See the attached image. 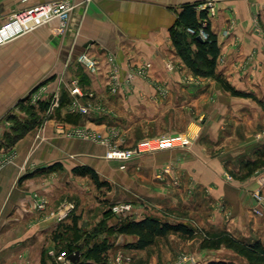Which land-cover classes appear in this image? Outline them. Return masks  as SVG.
<instances>
[{
    "label": "crops",
    "instance_id": "1",
    "mask_svg": "<svg viewBox=\"0 0 264 264\" xmlns=\"http://www.w3.org/2000/svg\"><path fill=\"white\" fill-rule=\"evenodd\" d=\"M45 1L50 0H0V23L13 10ZM78 1L65 34L46 24L0 47L7 60L35 65L19 68L13 82L5 73L2 84L42 85L44 98L52 101L46 111L36 110L38 126L13 149L2 148L11 156L0 170V264H49L50 249L68 253L74 232L53 215L63 201L75 205L63 225L78 216V243L103 218L115 224L110 208L128 201L136 219L151 215L185 223L183 214L195 212L210 230L227 229L264 244V215L253 218L250 212L258 179H247V151L257 149L255 135L264 129V0H212L215 73L240 94L194 71L173 43L182 6L208 0ZM187 40L195 57L197 42L191 35ZM82 52L96 58L97 70L77 61ZM77 129L100 134L108 144L78 136ZM188 131L196 134L190 148L144 153L124 168L106 156L109 145L130 147L143 138ZM85 166L111 188L97 187L90 174L80 172ZM225 171L235 178L225 179ZM41 200L44 210L37 209ZM119 237L109 236V260L122 250H145L124 246L135 236L123 235L120 243Z\"/></svg>",
    "mask_w": 264,
    "mask_h": 264
},
{
    "label": "rangeland",
    "instance_id": "2",
    "mask_svg": "<svg viewBox=\"0 0 264 264\" xmlns=\"http://www.w3.org/2000/svg\"><path fill=\"white\" fill-rule=\"evenodd\" d=\"M75 1L77 2L76 8L79 1ZM6 57L8 55L4 56L0 51V162L11 156L8 154L11 150H3L2 148L13 149L15 142L20 137L40 124L41 117L35 110L37 102L34 100V96L39 89H43L42 85L31 90L33 87L30 86H20L13 83L10 85L2 84L5 73L12 74L13 82L19 73V68L35 67V65H17L16 62L7 60ZM197 61L196 64L199 67V61ZM48 98L47 96L45 99ZM262 105L264 106V104ZM255 138L260 143L256 146L257 149L247 151V179L256 177L259 183L252 191L254 205L250 212L253 218L264 215V206L260 207L261 212L257 213L259 204L255 199L257 192L264 197V129L257 133ZM13 157L14 151H12V159ZM225 173L229 174L232 179L235 178L229 171H225L223 174L225 175ZM188 184L190 187L193 185L191 181ZM98 193L101 195L103 191ZM219 206L221 210L225 209L222 201ZM185 213L183 217L186 219V224L195 228L194 225L197 223L203 230L195 228L196 234L193 237H188L179 232H170L159 237L153 245L140 252L139 255H132L122 250L123 255L130 257L132 264H151V259L154 260L152 264H175L181 256H186V260L181 264H208L212 260H223L229 264H264V260L260 256H251L243 246L255 242L256 239L249 236L240 239L227 229L210 230L200 224L201 219L198 213ZM4 220L3 216L1 221ZM117 220L119 219L117 218ZM162 220H167V218ZM171 220L174 221L172 217L167 221Z\"/></svg>",
    "mask_w": 264,
    "mask_h": 264
},
{
    "label": "built area",
    "instance_id": "3",
    "mask_svg": "<svg viewBox=\"0 0 264 264\" xmlns=\"http://www.w3.org/2000/svg\"><path fill=\"white\" fill-rule=\"evenodd\" d=\"M76 5L77 2L75 0H50L11 11V13L6 16L5 20L0 23V46L5 45L23 35H26L46 24L54 23V28L57 34H64L68 29L71 14ZM196 9L199 11L205 10L206 14L204 17L199 19L200 25L198 28L195 29L187 27L186 31L189 34L196 35L197 37L199 36L201 40H206L209 37L206 27L209 24L210 18L216 14L217 9L214 1L212 0L197 4ZM77 61L88 71L97 70V60L88 52L80 53L77 57ZM73 91L78 92V87H73ZM34 100L37 103L39 101L45 100L43 89H39L37 91L36 95L34 96ZM80 110L84 113L87 112V108L84 106H81ZM74 132V134H77L78 136L91 138L100 143L108 144L107 139L100 134L90 132L85 129H77L74 130ZM195 139L196 134L192 131L143 138L135 142L130 147L109 145L106 156L111 159L119 160L121 162L120 167L124 168L127 161L144 153L172 148H190ZM9 160L10 157H6L3 159V162H0V170ZM224 177L227 180H232V177L227 173H225ZM255 199L259 204V207L256 211L257 213H260V207L264 206V197L257 192ZM45 207L46 200H41L37 204L38 210H44ZM74 208L75 205L72 202L63 201L60 203L56 211L53 213L56 222L59 224L65 222V220L72 214ZM134 209V203L128 201L116 203L111 207L112 212L119 220L136 219L138 215ZM48 252L54 257V262L49 264H72V261L69 258L70 254L65 252L56 253L54 249H50ZM185 260L186 256H181L179 261L175 264H181ZM106 264L132 263L130 257L124 256L122 251H119L112 259L109 260L108 258Z\"/></svg>",
    "mask_w": 264,
    "mask_h": 264
},
{
    "label": "trees",
    "instance_id": "4",
    "mask_svg": "<svg viewBox=\"0 0 264 264\" xmlns=\"http://www.w3.org/2000/svg\"><path fill=\"white\" fill-rule=\"evenodd\" d=\"M196 3H187L184 4L181 10L178 12L177 24L178 29L175 25L171 30V36L175 47L177 48L178 53L184 59V61L189 65L194 71L203 73L205 75L215 76L223 85L232 90L235 94H240L239 91H236L233 87L229 85L227 81L217 76L215 73L216 59L219 55V47L217 45L216 36L211 32L209 24L206 27L209 37L206 40H200L196 35L189 34L186 31L187 27L198 28L200 22L198 20V14L201 17H204L206 14L205 10L197 11ZM187 35H191L192 39L197 42L198 51L195 57H192L190 54V46L187 40ZM199 61V64H203V69L197 67L196 61ZM197 61V62H198ZM51 101H39L38 107L36 106L35 110L46 111L49 109ZM34 107V106H33ZM41 120V119H40ZM80 171L79 168H76L75 171L88 173L91 175L93 181L97 187H106L107 189L111 188V185L107 181H101L98 174L89 167H82ZM111 210V208H110ZM60 224V227L69 228L74 232V242L68 244V254H75L80 252V257L72 264H106L108 261V252L114 246V243L110 242L109 236L111 235H133L136 237L134 241L125 243V247L133 250H143L147 247L153 245L159 237L165 236L170 232H179L188 237H193L196 234V229L184 222H170L167 220H162L160 218L147 215L140 219H124L117 220L115 224H108L107 219L103 218L95 229L89 233L85 232L84 243H78V240L81 237L79 233L80 228L78 227V216L73 217L72 224L63 225ZM105 233L107 236L101 240H95L99 234ZM236 242V240H234ZM116 242V240H115ZM246 251L251 256H260L264 260V244L260 240H256L253 243L244 244ZM208 264H229L223 260H212Z\"/></svg>",
    "mask_w": 264,
    "mask_h": 264
},
{
    "label": "water",
    "instance_id": "5",
    "mask_svg": "<svg viewBox=\"0 0 264 264\" xmlns=\"http://www.w3.org/2000/svg\"><path fill=\"white\" fill-rule=\"evenodd\" d=\"M197 38L201 40V38H200L199 36H198ZM36 87H37V86L33 87L31 90L35 89ZM122 241H123V235H121V236L119 237L118 242L120 243V242H122ZM79 257H80V252H79V251L76 252L75 254H71V255H69V258L71 259L72 262H75L76 260H78Z\"/></svg>",
    "mask_w": 264,
    "mask_h": 264
}]
</instances>
